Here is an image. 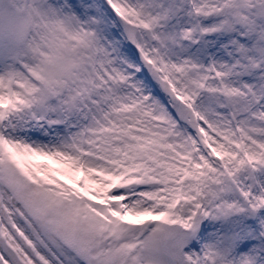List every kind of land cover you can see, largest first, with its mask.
<instances>
[{"label": "snow or ice", "instance_id": "snow-or-ice-1", "mask_svg": "<svg viewBox=\"0 0 264 264\" xmlns=\"http://www.w3.org/2000/svg\"><path fill=\"white\" fill-rule=\"evenodd\" d=\"M0 264H264V0H0Z\"/></svg>", "mask_w": 264, "mask_h": 264}]
</instances>
